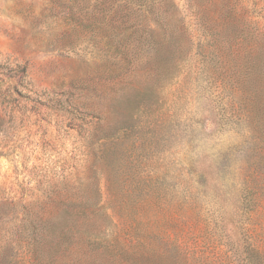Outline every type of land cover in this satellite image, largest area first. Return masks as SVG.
<instances>
[{"label": "rangeland", "instance_id": "rangeland-1", "mask_svg": "<svg viewBox=\"0 0 264 264\" xmlns=\"http://www.w3.org/2000/svg\"><path fill=\"white\" fill-rule=\"evenodd\" d=\"M4 246L264 264V0H0Z\"/></svg>", "mask_w": 264, "mask_h": 264}, {"label": "trees", "instance_id": "trees-1", "mask_svg": "<svg viewBox=\"0 0 264 264\" xmlns=\"http://www.w3.org/2000/svg\"><path fill=\"white\" fill-rule=\"evenodd\" d=\"M72 205H76V204H72ZM44 227L45 226L38 228V222L37 221L34 222L33 219L29 220L28 225H26V226L23 225V229L31 228V234H32V228L33 229L36 228V230H37V232L34 235H32V241H31V244H29V246L31 247L30 251L37 258H38V248L36 247V245L44 240V236H43ZM52 235L54 238H51V240L56 239V242L59 243V242L65 240L66 231L63 229H60L57 231L55 228H53ZM10 249H11V247L7 248L5 246L2 248L3 252L0 255V264H16L15 262H12L11 257L9 256ZM11 251H12V249H11Z\"/></svg>", "mask_w": 264, "mask_h": 264}]
</instances>
